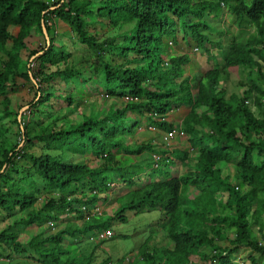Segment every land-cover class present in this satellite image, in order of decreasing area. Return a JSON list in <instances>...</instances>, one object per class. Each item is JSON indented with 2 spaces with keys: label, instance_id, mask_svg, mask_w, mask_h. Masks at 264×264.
<instances>
[{
  "label": "trees",
  "instance_id": "obj_1",
  "mask_svg": "<svg viewBox=\"0 0 264 264\" xmlns=\"http://www.w3.org/2000/svg\"><path fill=\"white\" fill-rule=\"evenodd\" d=\"M226 4L241 33L249 27L255 31L246 41L231 39L227 47L223 37L228 29L221 28L218 35L211 32V19ZM56 20L67 23L80 42L94 48L95 72H104L109 85L125 89L110 92L114 102L130 90L132 99L119 101L123 104L122 109L118 108L122 116L141 111L165 116L174 107L189 109L180 123L151 116L152 123L161 129H182L189 136L191 146L174 151L186 171L128 192L122 196L126 200L106 219L96 215L87 221L80 207L110 197L111 181L105 175L116 173L125 184L134 186V177L152 166V155H146L142 162L148 163L139 165L140 172L134 177H127L124 172L128 164L119 161L111 150L137 156L152 151L151 143L128 146L123 137L126 132L110 121L109 114L100 118L105 127L99 126L98 130L91 119L59 128L55 113L45 119L34 116L37 119L31 121L37 127L29 130L28 122L21 129L24 147L7 136L12 125L21 127L26 121L25 116L19 119L17 109H12L10 93L22 84L19 78L25 82L37 80L39 98L32 105L35 109L46 100L43 87L55 89L58 81L68 83L74 77L75 69L69 67L71 56L64 45L56 43ZM133 21L137 23L134 31L129 28ZM88 22L101 23L103 28L108 22L114 35L104 33L101 39L100 33L97 36L88 30ZM43 25L50 37L48 46ZM13 27H19L17 34L12 33ZM181 28L185 41H195L210 56L220 55L213 52L212 46H221L224 65L199 72L194 79L184 69L191 62L187 54L172 56L166 66L162 57L166 38L176 39ZM116 29L120 30L118 35ZM32 32L43 37L45 45L39 51H29L28 60L23 59L22 51L27 49L26 39ZM54 45L58 46L56 51ZM40 51L34 59L37 68H31L30 59ZM102 56L105 60L100 63ZM24 61L27 69L23 72ZM232 71L246 78V84L239 83L244 87L240 93L230 92ZM94 77V73L88 77L90 82ZM93 85L91 82L89 92ZM0 96V209L24 214L0 229V264H16L12 260L26 253L41 264H123L128 256L116 263L110 256L96 261L93 251H71L66 242L68 238L76 243L89 239L116 219L128 221L126 209L139 213L148 207L162 210L163 236L171 243L151 245L150 234L140 247L139 258L130 264H236L233 256L242 248L253 253L252 264L264 259V0H0ZM72 96L66 97L69 105L73 104ZM113 114L117 115L116 108ZM9 140L13 146L4 150ZM90 151L99 159L96 166L85 161ZM73 156L80 158L74 160ZM20 158L28 159L30 167L26 166L22 176L16 178L9 169ZM225 163L234 164L236 183H231V174L224 173ZM162 164L170 170L174 162ZM38 178L44 181L42 191L54 194L37 207L42 192L36 186ZM72 186L75 189L66 194L59 190ZM193 189L197 193L189 194ZM68 213L83 219L82 224L70 222L55 233L47 230L49 221ZM32 225L48 226L22 241L21 232Z\"/></svg>",
  "mask_w": 264,
  "mask_h": 264
},
{
  "label": "rangeland",
  "instance_id": "obj_2",
  "mask_svg": "<svg viewBox=\"0 0 264 264\" xmlns=\"http://www.w3.org/2000/svg\"><path fill=\"white\" fill-rule=\"evenodd\" d=\"M217 17L212 18L211 21L214 23L211 32H216V34H219V31L221 28L228 29L229 31L226 32V35L223 37V45L227 47L233 38H238V39H243L246 41L251 34L254 33V29L252 27H249L247 31L240 32L237 28V25L234 24L233 21V16L230 13V8L226 4L222 9H217ZM105 20L102 21L104 23ZM137 26L136 21H133L130 23V30L134 31ZM88 30L91 31L93 34L97 35L98 32L101 34L100 38H103L104 30L109 32L111 29V24L107 22V25L103 27H100L101 30L99 29V26L97 24L89 23L87 26ZM91 28H97L98 30L93 31ZM216 28V29H215ZM183 30L184 28H181L179 32V38H182L183 36ZM16 28H12V33H16ZM132 31L130 33H127L129 37L132 36ZM97 33V34H96ZM99 36V35H97ZM59 39H62L63 41L60 42ZM100 39V40H101ZM31 40L28 39L26 42L29 46H32L34 42H30ZM195 41L191 40L190 43L187 45V49L191 50V57L192 61L190 63V75H193V73H199V72H205L209 68H214L215 67H222L224 65V60L222 57V52L223 48L221 46L215 45L212 46L213 52H218L220 55L218 56H210L207 54L205 51L200 49L198 52H194V49L196 48L197 44L194 43ZM60 45H64V51L66 54L70 55L71 58L69 59V67L72 69H75L73 72L74 77L72 78L71 81L68 83L64 80L58 81V84H55L57 86L55 89H46L43 87L44 91V97L46 98L45 101L41 103V105L38 106V110L40 109L41 112H37L36 114H33L32 117L38 116L41 117L44 116V118H48L49 115H53L54 113H62V112H69L71 113L75 109H78L79 112H83L84 114H81L82 116H86L84 118V121H88L89 119L94 121V129L98 130L100 127H105L103 122H100V118L104 117L105 115L109 114L110 121L114 124H116L119 129H123L126 133L125 140H127V145L128 146H135L140 142L149 140V138H146L143 135V132L139 131V127L141 126V123L144 125V120H148L149 118L147 117L144 112H140L139 117H131V115L128 113L125 114V118H121L113 114L115 108L110 105L109 106V101L103 100L102 98L99 97V92L100 91H108V92H117L120 90L121 92L125 91L124 88H117L116 84H111L109 85L106 82V75L104 72L101 73V71L98 70V72H95V67L97 68L94 58L96 57L93 50L94 48H91L88 46L86 43H82L79 40L78 34L72 32V30L61 33L59 38L57 39V42ZM45 45V39L42 37L41 38V44L39 47H43ZM175 47H178L177 49H181V53L184 52V45L183 42L180 41L178 43V36L175 39L174 42ZM58 46L54 45V50L58 48ZM167 47V46H166ZM164 48L165 51H168L167 48ZM173 46V48L175 49ZM174 55V53H173ZM26 59L28 60L29 57V52L26 55ZM37 57V56H36ZM31 59V63L36 64L34 59ZM103 56L100 58V63H102L104 59ZM208 59V60H207ZM94 62V64H93ZM219 64V65H218ZM63 67V66H61ZM37 68V67H36ZM26 65L25 61L23 66L21 65V70L25 71ZM90 70V71H89ZM51 71V70H50ZM94 73V79L91 80V82L94 83L92 92L89 93V85H90V80L88 77L92 76V73ZM97 75H96V74ZM86 79V80H85ZM22 84L18 85L17 88L15 89L14 92L10 93V96H12L13 100V106L12 107H18L19 112H22L21 119L22 117H26L25 126L29 122V127L28 129H33L34 127L36 128L37 126L35 125L36 123H32L31 117H30V111L33 110L35 113V110L32 109V104L31 102L36 100L37 98V93L39 90V86H37V80L35 78L32 79L31 82H25L22 79L18 80ZM89 82V83H88ZM24 83V84H23ZM239 83L246 84V78L238 72H231L228 84L230 88V92H236L240 93L243 88H241L242 85H239ZM119 87V86H118ZM75 88V89H74ZM241 88V89H240ZM77 89V90H76ZM58 90V91H57ZM50 92V96H48V93ZM75 92V93H74ZM73 93V104L69 105L68 101L66 100L67 95ZM75 94V96H74ZM89 94V95H88ZM85 96V99H81V97ZM58 96L59 100L54 101L56 97ZM79 97V98H78ZM2 100V97L0 96V101ZM62 100V101H61ZM1 103V102H0ZM15 103V106H14ZM1 106V104H0ZM70 106V107H69ZM181 107V106H178ZM257 113L258 110L256 108H253ZM94 111V113H92ZM179 115L184 116L187 112H189L188 109L185 108L184 110H177ZM90 115V116H89ZM92 115V117H91ZM91 117V118H90ZM34 119H37L34 117ZM39 121V120H38ZM60 121V120H59ZM58 121V122H59ZM32 123V124H31ZM42 123V120H41ZM100 123V125L98 124ZM111 122L108 123L110 125ZM180 123V122H179ZM100 126V127H99ZM112 124L110 125V127ZM132 126V127H131ZM21 127L18 125H12V128H10V131L8 132V135L11 140L14 139V144L15 143H21V147L25 146V143L23 142V136L21 132ZM107 130L109 127L106 128ZM91 135V133H89ZM89 134L87 137H89ZM187 138H179V141L182 143L183 146L190 147L189 145V136L186 134ZM85 138V142L88 144V138ZM9 140L6 142L4 146V150H10L12 148V142ZM185 148V147H184ZM119 153H122L121 150H119ZM92 152V151H90ZM146 156V153H144ZM1 156V155H0ZM176 158H179L178 154L175 155ZM125 160L118 159L122 161L123 164H128L126 166V170L124 172L125 176L127 177H133L136 173L140 172L139 169V164H134L133 160L137 159V156L133 155H126ZM28 159L21 158L16 162L15 167H11L9 169V172L12 173L13 177L20 178L22 176L21 171L27 166L30 167L27 162ZM192 160V157L190 158ZM86 162H95L96 160L93 159L92 154H87V158L85 159ZM142 161H145L143 159ZM129 166V167H128ZM125 166H120V168H123ZM224 167V173L225 174H233L234 173V164H223ZM149 168L146 167V169ZM121 172L123 173V169H120ZM182 171L185 172V169L183 168ZM115 173H108L106 174V178L109 181L114 180L115 178ZM230 175V176H231ZM231 183H236L238 181L237 177L235 175L231 176L230 179ZM36 186L38 188L43 186V180L41 178L35 179ZM5 187H7L6 184ZM10 188L12 187L11 184L8 185ZM4 187V186H3ZM127 188V186L123 183V181H117V184L114 186V189L116 193L122 194L124 189ZM16 190L19 189V187H15ZM75 189V186L70 187L69 189H59L63 190V194H66L69 192V190ZM197 193L195 189L193 191H189V194L191 193ZM54 191L45 193L42 191L39 193V202L37 203V207L41 205L42 201H45V198H50L53 197ZM109 201L103 204V210L104 212H108L110 214H113L115 209L126 200L125 198H122L121 196H118L117 201L115 197H109ZM12 200H8L9 203H11ZM36 207V208H37ZM13 208V206H12ZM151 207L146 208L145 210L137 213L132 210L126 209L124 211V215L128 217V221H119L118 219L114 220V222L110 225L115 232V235L113 238L105 240L102 243H92L89 241L88 238H82V240H79V242H74L71 238H68L70 242L66 243V248H69L71 251H83L84 253H89L91 251L94 252V258L96 261H101L104 258L110 256L112 257V261L116 263L117 259L121 257H126L128 256L130 260L124 262L123 264H130L131 261L134 259L137 260L138 253L140 250L141 245L145 242V240L150 237L149 235L151 234V242L149 244L151 245H165V244H170L171 242L168 241L163 236V230L161 228L160 224V219L162 217V210L158 207L154 211L151 210ZM0 229L4 228L9 222L13 223L14 221L17 220L18 217H21L24 215L23 213L12 210H2L0 209ZM6 215V216H5ZM8 215L12 216L11 218L8 217ZM106 219L107 216H104ZM79 220V221H78ZM76 224L79 223V225L82 224L83 220L78 219ZM109 226V227H110ZM44 225L38 226V225H32L26 228L27 234L24 236V240H29L34 234L39 233L42 229H44ZM259 236V235H258ZM157 242V243H155ZM253 253L248 249V248H242L239 250L237 254L233 256V261L236 264H252V256ZM254 256V255H253ZM15 262L16 264H29V262H26L24 258L18 257L12 260V262ZM3 262V261H0ZM33 264V263H31ZM259 264H264V259L260 261Z\"/></svg>",
  "mask_w": 264,
  "mask_h": 264
},
{
  "label": "clouds",
  "instance_id": "obj_3",
  "mask_svg": "<svg viewBox=\"0 0 264 264\" xmlns=\"http://www.w3.org/2000/svg\"><path fill=\"white\" fill-rule=\"evenodd\" d=\"M58 1V0H57ZM50 2V1H49ZM51 2H54V1H51ZM53 9L55 8V7H52ZM101 21H103V20H101ZM51 23V22H50ZM97 24H99L100 25V27H102L101 26V23H97ZM253 28V27H252ZM93 31H95V28L93 29V28H91ZM238 29V28H237ZM254 29V28H253ZM112 29H110L109 30V32L111 31ZM47 31V30H46ZM109 32H107V33H109ZM45 33V32H44ZM99 33V32H98ZM104 33H106L105 31H104ZM254 33H255V31H254ZM47 35H48V33H47ZM177 36H178V43H180V41H182L183 42V44L185 43L186 44V46L188 45V42L187 41H185L184 39H183V36H182V38H179V33L177 34ZM45 37H46V40H47V46L50 44V37H49V35H48V37H49V40H48V38H47V36H46V33H45ZM166 42H167V49H168V51H165V50H163V52H162V57H163V59H164V61H165V65L166 66H169V64H170V58L172 57V56H176V55H182V54H187V55H189L190 57H191V50H189V49H187L186 51H184L183 53H181V54H176V52L175 51H173V53H174V55H173V53H170L169 51L171 50V49H174L173 48V46L175 47V45H174V42H175V39L174 38H172V37H167L166 38ZM196 44V43H195ZM177 48V47H176ZM201 48H199L198 47V45L196 46V48L194 49V52H198L199 50H200ZM204 51V50H203ZM40 53H42V51H40V52H38L36 55H34L32 58H34V57H36V56H38ZM31 58V59H32ZM31 59H30V67L31 68H34V67H36V64L34 65V63H31ZM208 60V59H207ZM191 61H192V57H191ZM191 63V62H190ZM190 63H188V64H186L185 66L187 67V66H189L190 65ZM184 66V67H185ZM195 74H197V73H195ZM118 92H120V90H118ZM110 94V92H108V91H100L99 92V97L100 98H102V99H105V100H108V101H113L114 99L111 97L112 95H109ZM132 94L130 93V90H128V91H126L123 95H122V100L123 99H126V96H131ZM38 98H39V96L36 98V101L38 100ZM120 99V100H121ZM119 100V101H120ZM119 101H115V102H119ZM134 101H136V98L133 100V102ZM126 104V103H125ZM122 106H123V104H122ZM121 106V107H122ZM32 107V106H31ZM70 107V106H69ZM178 107H174L171 111H170V113H172L173 111H175L176 109H177ZM120 109H122V108H120ZM128 113V115L130 114L131 115V113L130 112H127ZM134 113H137V112H132V114H134ZM170 113H168L167 115H165V116H163V115H160L159 113H157V112H153V113H149V112H144V114H146L147 115V117L148 118H150L151 119V116L154 118V119H157V120H160V119H162V120H165V119H167V118H169V120H170ZM126 114V113H125ZM138 114V113H137ZM21 115H22V112H20V114H19V119L21 120ZM138 117H139V115H138ZM124 118H125V115H124ZM152 122V121H151ZM154 124V123H153ZM152 126V128H159L161 131H162V134H161V136L160 137H157V138H152L153 136H155V135H151L150 137H149V140H146V141H143V142H140V143H138V144H141V143H146V142H149V143H151L152 145H153V150L152 151H150V150H146L144 153H146V155H152V161H151V163H152V166L151 165H149V168H145V170H148V169H152L153 170V172H157V171H160L161 169H163V165L164 164H162V162H166L167 164H171L174 160H175V155H176V153L174 154V151L175 150H181V149H179V148H177V145L179 144V138H183V139H186L187 138V136H186V133L182 130V129H176V128H172L171 130H169V131H165V130H163V129H161L158 125H156V124H154V125H149V127H151ZM59 127V126H58ZM21 128L24 130V128H23V125L21 126ZM60 128V127H59ZM173 130H175V132L173 131ZM171 133H173V136H171ZM183 133V134H182ZM151 138V139H150ZM177 139H178V143H177ZM23 142H24V139H23ZM182 142V141H181ZM168 143H170V145H168ZM190 145V144H189ZM191 146V145H190ZM20 147H21V143H20ZM185 147V149L187 148V146H184ZM191 151H193V150H191ZM89 153H91V152H89ZM144 153L143 154H141V155H137V162H134V164H139V165H144V164H147L148 162H142V158L143 157H145V155H144ZM92 154V153H91ZM133 156H135V155H133ZM21 159V158H20ZM93 159H95L96 161H97V163L95 164V165H92V166H96L97 164H98V162H99V159L98 158H95L94 156H93ZM133 161H135V160H133ZM89 166H90V164H89V162H86ZM165 166V168H166V171H168L169 169V166L167 167L166 165H164ZM186 168L187 167H185V170H186ZM144 170V171H145ZM116 174V173H115ZM142 174V173H141ZM140 174V175H141ZM140 175H138V176H133L134 177V181H135V185L134 186H128L127 184H125L124 182V184L127 186V188H125L124 189V191L126 190V189H131V191L132 190H138V189H142V188H138V177L140 176ZM166 176L167 177H169V175H164L163 176V178L162 179H159L160 181L161 180H166V179H169V178H166ZM117 181H122L120 178H119V176L116 174L115 175V178H114V180L113 181H111V183H110V186L112 187V193L110 192V197H115L116 198V201H117V198H118V196H124L123 195V193L122 194H117L116 193V191H115V189H114V186L117 184ZM155 181H158V180H155ZM153 182V181H152ZM152 182H150V183H152ZM149 184V183H148ZM147 184H145L144 186H142V187H145ZM123 191V192H124ZM49 199V198H48ZM109 201V199H107V198H105V199H103V200H100V201H97V202H95V203H93V204H90V206H88V205H86V204H84V205H80V207H81V209L84 211V217H85V219L87 220V221H89L92 217H94V216H96V215H101V216H107L108 217V215H107V213L106 212H104V210H103V204L104 203H106V202H108ZM86 207V209H84L83 207ZM119 207V206H118ZM117 207V208H118ZM95 208H99V211L98 212H96L94 215H92V216H90V218L89 219H87V217H86V215H87V212H91L93 209H95ZM116 208V209H117ZM158 208V207H157ZM157 208H155V209H157ZM115 209V210H116ZM155 209H153L152 211H154ZM145 210V209H144ZM143 211V210H142ZM115 212V211H114ZM69 214V213H68ZM68 214H67V216L66 217H61L62 219H59V220H57V219H53V220H51V221H49L48 222V225H44V229H42L39 233H41V232H43V231H45V229H46V227L48 226V229L47 230H49L51 233H55V232H58L60 229H63L68 223H67V221L65 220L67 217H68ZM114 214V213H113ZM113 214H110L109 216H111V215H113ZM81 220H83V219H81ZM52 222H55L56 224H57V230H53L52 229V226H51V223ZM114 222V221H113ZM112 222V223H113ZM78 225V224H77ZM39 226V225H38ZM107 229H111L112 230V232H113V234H112V236L111 237H109V238H105V239H98L97 238V236H98V234L99 233H101L102 231H104V230H107ZM114 235H115V232L113 231V229H112V227L110 226L109 228H106V229H103V230H101V231H97V232H95L90 238H89V241L90 242H92V243H101V242H104L105 240H108V239H111V238H113L114 237ZM27 241V240H26ZM25 242V241H24ZM68 243L70 242V240L69 241H67ZM66 242V243H67ZM128 260H129V257H128Z\"/></svg>",
  "mask_w": 264,
  "mask_h": 264
},
{
  "label": "crops",
  "instance_id": "obj_4",
  "mask_svg": "<svg viewBox=\"0 0 264 264\" xmlns=\"http://www.w3.org/2000/svg\"><path fill=\"white\" fill-rule=\"evenodd\" d=\"M43 1H46V2H48V1H56V0H43ZM97 24V23H96ZM55 25H56V34H57V38H56V42H57V39L59 38V36L61 35V33H64V32H67V31H70L71 29H70V27H69V25H67V23H64L63 21H61V20H56L55 21ZM98 26H99V29L101 30V28H100V25L99 24H97ZM16 28V33H14V34H17L18 33V31H19V27H15ZM95 30H98L97 28H95ZM105 31V30H104ZM114 30L112 29L109 33H112L113 35H114V32H113ZM106 32V31H105ZM115 33H116V35H118L119 33H120V30H118V29H116L115 30ZM41 36L40 35H38L36 32H32V34H31V36H29L27 39H26V41L28 40V39H30L31 41L30 42H34L33 43V45L32 46H29L28 44H27V42H26V44H27V49H25V50H23L22 51V57H23V59H26V55L28 54V52L29 51H39L40 50V48L41 47H39L40 46V44H41ZM60 40V42L61 41H63L62 39H59ZM58 44V43H57ZM184 45V44H183ZM184 46H186V44L184 45ZM178 48V47H177ZM176 47H175V49H171L169 52L170 53H173V51H175L176 52V54H181V49H183V47L182 48H180V49H177ZM187 50V46L186 47H184V51H186ZM190 66L191 65H189V66H185L184 67V69H185V71H186V73H187V75L188 76H190L192 79H194V77H195V73H193V75H190V71H188L189 69H190ZM24 72V71H23ZM19 79H22V80H24L23 78H19ZM24 84V83H23ZM90 93V92H89ZM89 95V94H88ZM59 100V98H58V96L56 97V99H54L53 100V102L54 101H58ZM62 101V100H61ZM12 103H13V101H12ZM35 103H36V100H34V101H32L31 102V104L33 105H35ZM109 106L111 105V106H114L116 109H117V115L116 116H118V118L119 117H121V118H124V116H122L121 114H120V112H119V109L118 108H121V106H122V103L121 102H114V101H109ZM14 106H15V103H14ZM38 108V107H37ZM37 108H35L34 110H35V113H34V111H33V113L34 114H36L37 112H41V111H38V109ZM185 106H181V107H178L175 111H173L172 113H170V120L171 121H173V122H182V120L184 119V116L186 115H184V116H181V115H179V113L177 112V110H184L185 111ZM12 109H14V107H12ZM18 110L19 111V109H18V107H15V110ZM186 109H188V108H186ZM189 110V109H188ZM31 112V111H30ZM33 113H32V115H33ZM188 113V112H187ZM56 115H57V118H55L56 119V123L59 125V127L61 128V127H64V126H69L71 123H74V124H77V123H80V122H82L83 120H84V118L86 117H84V115L82 116L81 114H84L83 112H79L78 111V109H75L73 112H71V113H69V114H67V113H65V112H62V113H58V112H56L55 113ZM32 115L30 116L31 117V120L33 119V117H32ZM138 115L139 114H137V113H134L133 115H131V117L133 118V117H138ZM61 118V120L59 121V122H57V119L58 118ZM154 125L152 122H151V119L149 118L148 120H144V125L141 123V126L139 127V131H140V134H141V132H143V135L146 137V138H149L151 135H155V136H153L152 138H157V137H160L161 136V134H162V131L159 129V128H152V126L151 127H149V125ZM35 128V127H34ZM151 139V138H150ZM177 143H178V139H177ZM177 148H179V149H181V150H184L185 148H184V146L182 145V143L179 141V144L177 145ZM111 152L113 153V154H115V156H117V159H120V157H121V159L123 158L124 160L126 159L125 158V156H126V154H123V153H119V151L117 150V149H112L111 150ZM87 154H89V152L87 153ZM87 154H86V156H85V159L87 158ZM91 154V153H90ZM80 157H78V156H73V159L74 160H76V159H79ZM120 161V160H119ZM134 162H137V160H135ZM174 162V165H173V167H171V169L170 170H168V171H166V168H165V166L163 165V169H161L160 171H157V172H153V170L150 168V169H148V170H145L139 177H138V188H143L142 186H144L145 184H148V183H150V182H152V181H155V180H159V179H162L163 178V176L166 174V175H169V177H167V178H172V177H177V176H179V175H182L183 173H184V171H182V169L184 168L185 169V166L183 165V163H182V161H180L179 159H177V158H175V160L173 161ZM97 163V161H95V162H89V164H90V166H92V165H95ZM129 164V163H128ZM186 171V170H185ZM131 191V189H126L124 192H123V195H126L128 192H130ZM104 208V207H103ZM106 213H107V215L109 216L110 215V213H108L107 211H106ZM78 219H80V217L79 216H76V214L75 213H69L68 214V217L65 219L66 221H67V223H70V222H76ZM79 221V220H78ZM77 225V224H76ZM78 225H79V223H78ZM22 234H21V237H20V239L22 240V241H26V240H24L23 238H24V236L27 234V232H26V230H23L22 232H21ZM27 255H22V256H18V257H21V258H24L25 259V261L26 262H29V264H31V263H33V264H41L38 260H35L34 259V257L35 256H33V255H29L28 253H26ZM17 257V258H18Z\"/></svg>",
  "mask_w": 264,
  "mask_h": 264
},
{
  "label": "built area",
  "instance_id": "obj_5",
  "mask_svg": "<svg viewBox=\"0 0 264 264\" xmlns=\"http://www.w3.org/2000/svg\"><path fill=\"white\" fill-rule=\"evenodd\" d=\"M128 99H132V98L130 96H126V100H128ZM173 131L175 132V130H173ZM171 136H173V133H171ZM168 145H170V143H168ZM83 208L86 209L85 206ZM98 211H99V208H95L91 212H87V215H86L87 219H89L90 216L94 215ZM51 226H52V229L53 230H57V224L55 222H52L51 223ZM112 234H113L112 230L111 229H107V230H104L101 233H99L98 236H97V238L98 239L109 238V237L112 236Z\"/></svg>",
  "mask_w": 264,
  "mask_h": 264
},
{
  "label": "water",
  "instance_id": "obj_6",
  "mask_svg": "<svg viewBox=\"0 0 264 264\" xmlns=\"http://www.w3.org/2000/svg\"><path fill=\"white\" fill-rule=\"evenodd\" d=\"M43 27H44V32L46 33V36H47V38H48V40H49V37H48V35H47V31H46V27L43 25Z\"/></svg>",
  "mask_w": 264,
  "mask_h": 264
}]
</instances>
